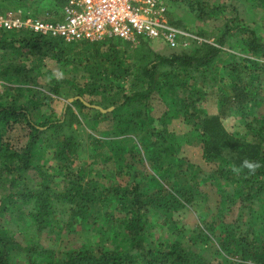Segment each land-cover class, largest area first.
Here are the masks:
<instances>
[{"label":"trees","instance_id":"trees-1","mask_svg":"<svg viewBox=\"0 0 264 264\" xmlns=\"http://www.w3.org/2000/svg\"><path fill=\"white\" fill-rule=\"evenodd\" d=\"M189 1L195 7L192 10L202 11L200 0ZM246 1L264 8V0ZM16 2L25 6L23 9L27 10V13L24 15H29V10L34 16L40 14L43 9L48 15L58 14L64 0ZM2 11L3 6L0 5V13ZM235 17H238L237 13ZM172 24L179 25L175 22ZM239 28L249 34L247 39L241 41L245 46L246 56L229 61L230 64L226 67L228 91L224 87H218L216 113L202 114L196 107L191 92L186 93L184 100L179 99V104L190 110H184L185 116L199 131L196 139L203 160L216 164L215 168L202 174H195L193 171L192 175L187 173V169L180 171L188 182L186 189H174V186H171L165 193H162L160 180L175 170L173 159L178 151L176 146L181 140L180 137L169 134L164 126L151 131L145 129L151 116V96L160 86L165 87L172 98L189 89L188 81L197 78L196 74L209 68L221 52L220 46L228 42V34L233 30L231 22L225 24L223 34L216 41L217 46L205 43L194 47L190 52L154 54L151 59L137 67L135 61L127 63L126 56L133 55L125 48L126 44L123 49L117 48L121 41L114 37L103 42H78L82 47L76 52L68 46L76 43H66L58 38L24 31H0V79L15 77L14 81L18 83L7 87V94H0V161L3 162L4 171L10 175L24 177L27 170L35 166L32 156L28 154L22 159L17 152L10 151L2 140L15 124L23 121L29 128L30 141L25 146L26 153L34 148L35 140L39 137L45 135L48 139L51 131L62 135L59 142L47 141H50L48 144L53 148L56 161L66 171L65 187L55 193L50 189L48 182H44L46 178L43 177L37 187L20 195L21 204L25 199L29 202L27 207L30 217L26 218V228L51 232L54 226H62L69 232V224H62L66 216L70 221L77 219L83 223V218L90 212V208L95 210L97 216L100 213L105 223V211L102 212L101 206L103 205L104 210L108 206V200L103 196L109 192L112 196H118L120 206L127 213L120 229L124 238L120 248L103 249V246H100L93 249L92 245L83 244L68 249L64 252V258L58 259L52 249L43 248L32 240L22 239L20 242L13 237L9 229L3 230L0 227V264H13L16 250L25 251L27 264H215L178 240L169 244L160 241L155 249H135L141 244L149 243L150 235L146 226L152 217L165 215L171 208L177 210L196 205L198 200H201L199 204H204L207 197L200 193L198 188L205 178L229 181L235 185L231 191L222 192L225 200L223 205L226 204L224 211L233 210L234 194L244 213L254 218L252 223L248 221L250 226L254 225L256 229L252 240H260L258 244L249 242V236L242 223L224 222L225 212L222 210L218 216L224 234L221 246L228 251H240L244 261L264 264V111H260L264 109H261L264 105V41L252 31H246L243 26ZM41 48L57 55L58 62L70 52H74V62L80 77L83 78L87 94L99 96L97 102L85 101L82 89H77L78 93L70 95L76 96L74 102L77 104V113L81 114L82 109L102 112L91 105L99 106L103 110L112 107L108 113L111 117L110 124L104 127V130H99L100 137L105 138H96L91 134H88V138L94 142V150L98 151V158L103 165L110 167L111 164L120 171L127 169L129 177L125 187L119 189L94 183L86 179L84 168L72 167L71 158L81 150L82 143L73 131H67L74 122H79L78 114L73 113L70 105L66 106V115L61 119L35 121L33 116L40 106L39 99L34 98V93L24 98L22 91H32L28 85H36L37 74L34 66L20 64L17 56L24 49L38 52ZM83 55L85 56L82 57ZM77 57L80 58L77 60ZM203 73L205 71L201 74ZM52 81L50 92L58 94L62 79ZM124 82H131L132 90L123 91L121 86ZM34 92L39 93L37 90ZM116 95L118 99L115 98ZM232 115L241 119L246 128L245 134L226 130L222 120ZM137 142L141 144L140 147ZM140 152L143 161L149 163L152 171L162 170L157 178L150 176L146 180L142 177L141 182L137 179L144 165L142 160L136 161L135 153ZM90 157L93 158V155ZM245 162L253 167H247ZM38 169L43 176L46 174L43 168ZM144 180L147 183H142ZM9 205L10 200L3 201L0 203V210ZM199 235L209 240L208 232H200Z\"/></svg>","mask_w":264,"mask_h":264},{"label":"rangeland","instance_id":"rangeland-1","mask_svg":"<svg viewBox=\"0 0 264 264\" xmlns=\"http://www.w3.org/2000/svg\"><path fill=\"white\" fill-rule=\"evenodd\" d=\"M200 2L202 11L192 10L195 7L189 0H166L169 20L178 23L177 27H181L205 40L201 44L191 41L186 48L180 46L171 47L157 40L142 39L139 40L137 45H131L126 41L120 40L121 44L117 47L123 49V45L126 44L125 48L133 55L131 57L129 55L126 56L127 63L135 61L137 67L151 59L154 54L168 55L174 52H190L194 47L202 46L205 43L217 46L216 41L223 34L225 24L231 22L233 27L231 33L228 34V42L220 46L221 52L210 67L204 70L205 73L203 75L201 73L204 71L199 72L196 74L197 78L188 81L189 89H186L185 92L181 91L180 95L172 98L166 88L160 86L151 96V116L145 129L151 131L152 129H161L164 126L169 134L174 137H180L181 140L176 146L178 151L173 159L175 170L168 173V177L160 180L162 193L168 192L171 186H174V189H186L188 182L184 175L179 173L180 171L187 169L189 175H192L193 171L195 174H202V172L214 169L216 165L214 163H206L203 160L199 143L196 139L199 131L185 116V111L190 112V110L188 108L186 110L182 106L183 104L180 105L179 99L184 100L183 98L187 96L186 93L190 94L191 92L196 107L202 114H215L218 87H224L228 91L226 87L228 83L226 67L230 64L229 61L238 59L239 56H246L245 46L241 41L247 39L249 34L245 30L240 31L242 28L239 27L243 26L246 31H252L259 39L264 41V8L246 0H200ZM17 3L16 0H0V5L1 7L3 6L4 10L2 13L12 12L18 16H25L24 13L27 11L23 9L25 6H23V3H20V5ZM30 12L28 10V14L32 15V12ZM236 13L238 17H235ZM34 16L41 19H57L60 15L59 13L48 15L43 9L40 14ZM109 38L111 37H107L101 42ZM68 46L76 52L82 47L80 43ZM73 54L74 52H70L66 55V58H62L58 62L57 55L48 53L43 48L38 52L28 49L19 52L17 56L18 62L26 66H34L37 74L36 85H28L32 91L23 90L22 95L27 98L34 93V98L37 97L39 99L40 106L33 116L35 121L38 122L61 119L66 115V106L70 105L73 113L78 114L79 122H74L70 130L67 131H73L78 141L81 140L82 143L81 150L71 158L72 167L74 169L84 168L86 179L94 183L97 182L105 187L115 186L121 189L126 186L128 181L127 169L124 168L120 171L113 168L111 164L110 167L103 165L98 158V151L94 150V142L88 138V134L96 138L100 137L99 130H104V127L111 122L109 111L99 113L90 109H82L81 114L80 112L77 113V104L74 102L76 96H70L78 93L77 89H82L85 101L93 100L97 102L99 100V96H89L87 94L83 78L80 77L78 67L75 65L74 59L76 58H74ZM79 58L77 57V60ZM14 78L0 79L3 83L0 88L1 95L7 94V87L18 84L14 81ZM58 78L62 79L58 94H53L50 92V88L53 86L52 79L56 80ZM33 85L34 89L32 88ZM121 87L123 91L132 90L131 82H124ZM34 90L39 91V93H35ZM111 95L115 96L114 93H111ZM71 98L73 99L70 100ZM115 98L118 99V96ZM262 107L264 105L261 106V109ZM260 111L263 112L264 109ZM222 121L227 131H238L242 135L246 133V128L238 116L232 115ZM189 137L191 138L189 139ZM47 138L44 135L36 139L34 148L26 153L24 149L30 141V133L29 128L23 121L15 124L13 129L2 137L4 144L8 145L9 150L17 152L22 159L28 154L32 156L35 166L28 169L24 177H17L5 172L2 167L3 162L0 161V203L10 200V205L1 209L3 210L2 212L0 210V227L3 230L9 229L13 237L20 240V242L22 239L32 240L39 243L43 248L52 249L57 259L64 258V252L68 249L77 248L83 244L92 245L93 249L100 248V246H103V249L120 248L122 243H124L120 229L127 218V213L120 206L118 196H112L110 192L105 193L103 196L105 200H108V206L105 210L103 205L101 206L102 212L105 211V223L100 213L97 216L95 210L90 208V212L83 218V223H80L77 219L70 221L68 216H66L62 224L66 225L68 223L71 232H68L62 226H54L51 232H47L48 230L38 232L34 229L26 228V218L30 217L29 202H26L25 199V202L21 204L20 195L29 189L37 187L43 181V177L46 178L44 182H48L50 189L55 193L60 192L66 184V171L56 161L53 155V148L48 144L50 141H61L62 135L51 131V135H48ZM102 138H105V136ZM138 146L140 147L141 144H138ZM141 154L142 152L140 154L135 153L136 161L142 160L144 163L142 169L138 167V171L140 169L141 173L138 174L137 179L141 182L143 181L142 177H145L146 180L150 176L157 178L162 170L152 171L149 163L143 161ZM90 155H93V158ZM36 166L37 168L35 169ZM38 168L46 170V174L43 176ZM142 183L147 182L144 180ZM234 186L229 181L205 178L201 181L198 188L199 192L207 197L204 204H199L201 200H198L196 205H188L177 210L171 208L165 215L152 217V220H149L146 226L147 233L150 235L149 243L141 244L135 249L137 251L155 249L160 241L169 244L173 240H178L186 247H192L194 252L202 254L204 258L215 264H238L241 262L255 264L249 260L244 261L240 251H228L221 246L224 234L218 216L226 207V204L223 205L225 200L222 192L224 190L229 192ZM96 197L100 198L98 195ZM233 198L235 199L233 210L224 211L223 220L224 222L240 221L249 236L248 241L252 242L256 229H254V225L250 226L248 221L252 223L254 218L244 213L242 205L239 204L234 194ZM200 232H208L209 240L207 241L201 237L199 235ZM259 241L257 238L253 242L258 244ZM16 251L17 253L14 254L17 255L14 257L13 264H27L25 251Z\"/></svg>","mask_w":264,"mask_h":264},{"label":"built area","instance_id":"built-area-1","mask_svg":"<svg viewBox=\"0 0 264 264\" xmlns=\"http://www.w3.org/2000/svg\"><path fill=\"white\" fill-rule=\"evenodd\" d=\"M58 13L57 19L0 13V31L31 32L66 43L114 37L131 45L146 39L186 48L191 41H205L172 24L166 0H64Z\"/></svg>","mask_w":264,"mask_h":264},{"label":"water","instance_id":"water-1","mask_svg":"<svg viewBox=\"0 0 264 264\" xmlns=\"http://www.w3.org/2000/svg\"><path fill=\"white\" fill-rule=\"evenodd\" d=\"M73 98H71L70 100H72ZM86 103V102H85ZM87 105H88V103H86ZM92 107H94V108H96V109H98V110H100V111H110L111 110V108L112 107H110V108H108V109H106V110H103V109H101L99 106H96V105H91Z\"/></svg>","mask_w":264,"mask_h":264},{"label":"clouds","instance_id":"clouds-1","mask_svg":"<svg viewBox=\"0 0 264 264\" xmlns=\"http://www.w3.org/2000/svg\"><path fill=\"white\" fill-rule=\"evenodd\" d=\"M245 164H246V166L249 167V168L253 167L251 164H248L247 162H245Z\"/></svg>","mask_w":264,"mask_h":264}]
</instances>
